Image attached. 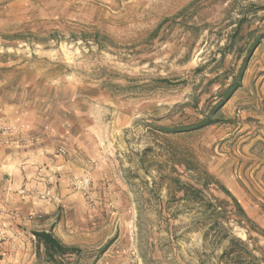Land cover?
Segmentation results:
<instances>
[{"label": "rangeland", "instance_id": "rangeland-1", "mask_svg": "<svg viewBox=\"0 0 264 264\" xmlns=\"http://www.w3.org/2000/svg\"><path fill=\"white\" fill-rule=\"evenodd\" d=\"M0 264H264V0H0Z\"/></svg>", "mask_w": 264, "mask_h": 264}, {"label": "trees", "instance_id": "trees-1", "mask_svg": "<svg viewBox=\"0 0 264 264\" xmlns=\"http://www.w3.org/2000/svg\"><path fill=\"white\" fill-rule=\"evenodd\" d=\"M203 174L207 178L206 181L203 182L205 187L208 186L210 184V182H214V181H212L213 179L211 176L207 175L206 173H203ZM215 184H217V183H215ZM220 188L234 203L235 212H237L236 216H238L242 219L241 221H238V222L239 223L243 222V220H245L246 222H249V220L245 216V213H244L242 207L239 205L237 200L223 186L222 187L220 186ZM194 191L199 192L196 189ZM33 235L37 239L38 243H40L44 246L45 253L49 259L54 258V254H53L54 252L58 255H64L65 252L68 251V249L65 248L64 246H62L50 233L35 232ZM238 242H240L243 245V243L241 241H238Z\"/></svg>", "mask_w": 264, "mask_h": 264}, {"label": "crops", "instance_id": "crops-1", "mask_svg": "<svg viewBox=\"0 0 264 264\" xmlns=\"http://www.w3.org/2000/svg\"><path fill=\"white\" fill-rule=\"evenodd\" d=\"M32 148L27 150V152H25V164L23 165V169L26 171L25 176H33L35 179H37V175H44L42 172L38 173L37 171L39 170V163L43 162L46 163L47 165L50 164V160L49 158H47V154H49V152L54 151L55 149L45 143H32ZM51 168V166H50Z\"/></svg>", "mask_w": 264, "mask_h": 264}]
</instances>
